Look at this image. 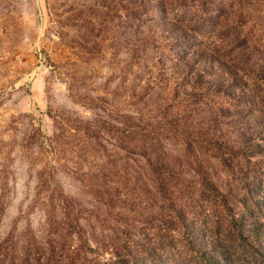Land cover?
Wrapping results in <instances>:
<instances>
[{"label": "rangeland", "instance_id": "rangeland-1", "mask_svg": "<svg viewBox=\"0 0 264 264\" xmlns=\"http://www.w3.org/2000/svg\"><path fill=\"white\" fill-rule=\"evenodd\" d=\"M247 184L264 0H0V264L216 263L264 245L231 239Z\"/></svg>", "mask_w": 264, "mask_h": 264}, {"label": "trees", "instance_id": "trees-1", "mask_svg": "<svg viewBox=\"0 0 264 264\" xmlns=\"http://www.w3.org/2000/svg\"><path fill=\"white\" fill-rule=\"evenodd\" d=\"M206 181L207 179L202 183V187L205 185L208 187V185L205 184ZM252 185L255 186L254 184ZM243 188L248 192L247 194H243ZM251 188L252 186H250V184L244 185L242 188L240 185L236 186L238 192L240 191V193L236 195L237 198L229 199L224 196L221 199L222 206L232 217L229 228L232 230L231 239L233 240H262L261 237H263L262 232L264 230V188L261 186L258 187L262 191L261 193L258 188L249 190ZM236 203L242 205L245 211V213L240 216L235 214ZM185 217V214L180 215L178 220L180 221ZM229 247L232 249V252H224L219 256H215L217 258L213 259H217L218 262L209 264H234L232 258L234 254H238L240 258H245L246 262L248 261L251 264H264V256L262 255L264 245L262 244L254 242L251 244L250 249L242 246V243L237 246L232 243Z\"/></svg>", "mask_w": 264, "mask_h": 264}]
</instances>
